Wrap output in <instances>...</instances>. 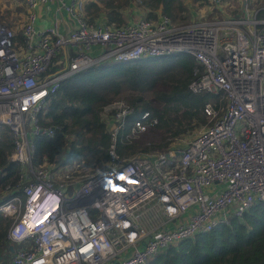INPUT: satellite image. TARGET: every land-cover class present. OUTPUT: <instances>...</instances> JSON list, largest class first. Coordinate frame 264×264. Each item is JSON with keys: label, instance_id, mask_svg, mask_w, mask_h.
<instances>
[{"label": "built area", "instance_id": "1", "mask_svg": "<svg viewBox=\"0 0 264 264\" xmlns=\"http://www.w3.org/2000/svg\"><path fill=\"white\" fill-rule=\"evenodd\" d=\"M16 1L24 7L20 21H0V125L11 131L10 158L20 165L17 185L0 201V213L11 219L12 264H146L264 200V6L253 10L256 0H239V16L185 24L142 12L118 25L89 20L86 0ZM50 1L64 12V27L59 17L45 28L35 24ZM226 1L209 3L220 8ZM175 52L197 62L191 91L224 99L204 105L206 122L192 137L120 156L117 135L133 108L126 98L113 99L101 110L110 119L104 165L35 162L34 136L57 130L40 123L39 113L63 79L100 61ZM157 121L141 111L126 138Z\"/></svg>", "mask_w": 264, "mask_h": 264}, {"label": "trees", "instance_id": "2", "mask_svg": "<svg viewBox=\"0 0 264 264\" xmlns=\"http://www.w3.org/2000/svg\"><path fill=\"white\" fill-rule=\"evenodd\" d=\"M132 1L86 0V16L89 20L101 16L106 24L120 25L129 20L123 8ZM136 1L149 19L159 11L172 20L184 18L180 14L185 9L183 0ZM19 7L24 9L22 4ZM232 13L239 16V7L235 6ZM258 16H264L263 8H259ZM195 66L192 55L175 52L135 60L100 61L66 77L39 113L40 123L56 126L57 130L50 138L34 136L35 162L45 157L60 163L76 160L84 169L104 165L108 159L110 119L103 118L101 110L105 103L122 95L133 110L117 135V153L127 156L165 150L206 122L203 108L207 102H224L219 92H193L188 88ZM143 110L150 111L157 123L140 138L127 139V130ZM13 149L11 131L0 125V199L6 187L16 186L19 180L20 165L10 158ZM7 218L0 213V264H12ZM146 264H264V200L255 202L241 218L233 217L229 223H219L169 245Z\"/></svg>", "mask_w": 264, "mask_h": 264}, {"label": "rangeland", "instance_id": "3", "mask_svg": "<svg viewBox=\"0 0 264 264\" xmlns=\"http://www.w3.org/2000/svg\"><path fill=\"white\" fill-rule=\"evenodd\" d=\"M138 3H139L138 1L134 0L132 1L131 4L123 8V12H124L123 15L125 16V19L126 18H129V19L136 18L142 12L145 13L144 12L145 10L143 9V7H141ZM10 4H12L11 7H8ZM183 4L185 6V9L182 10L180 14L184 18L177 17L173 20L171 19L174 24H185V23H189L195 20L196 21L197 20H201V21H212L213 20L214 21V20L222 19L225 16L233 14L232 9H235V8H233L232 4H234V6L236 5L237 7H239V0H227L224 3V6L222 7V9L220 10H216L214 6H212L209 3V0H205L202 2H200L199 0H183ZM262 6H264V0H256L252 8L253 10H255L256 8H259ZM22 10L23 9L22 8L20 9L19 5H15L14 1L12 0H0V20L1 22H5L9 25L15 26V24H17V22L20 21V17H21L20 13L22 12ZM122 98H125V97L122 95L120 97H116L114 100L122 99ZM192 131H189L187 134H185L182 137H179L175 141H177L178 143H184L187 139L192 137L194 133L196 132V130L193 132ZM144 133H142L141 135H139L138 137L134 139L140 138ZM147 151H151V150H147ZM2 200L3 199L1 198L0 201ZM4 217L7 218L6 216ZM9 219L6 222L7 228L11 222V219H10V222L8 223ZM11 255L9 257H11Z\"/></svg>", "mask_w": 264, "mask_h": 264}, {"label": "crops", "instance_id": "4", "mask_svg": "<svg viewBox=\"0 0 264 264\" xmlns=\"http://www.w3.org/2000/svg\"><path fill=\"white\" fill-rule=\"evenodd\" d=\"M12 1H14L15 5L20 6V4L16 0H12ZM11 5L12 4H10L8 7H11ZM23 14H24V10H22L20 15L23 16ZM54 17H59L60 20L62 21V27H64L66 20V16L64 12L57 8V3L55 1H50L41 8L40 15L36 20L35 24L39 27L45 28L46 26L52 23Z\"/></svg>", "mask_w": 264, "mask_h": 264}, {"label": "water", "instance_id": "5", "mask_svg": "<svg viewBox=\"0 0 264 264\" xmlns=\"http://www.w3.org/2000/svg\"><path fill=\"white\" fill-rule=\"evenodd\" d=\"M227 46H230V45L227 44ZM232 48H233V46H232ZM10 248H11V250L13 249V245L12 244H10Z\"/></svg>", "mask_w": 264, "mask_h": 264}]
</instances>
